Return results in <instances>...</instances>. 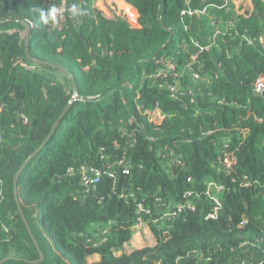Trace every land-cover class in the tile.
I'll list each match as a JSON object with an SVG mask.
<instances>
[{
    "label": "trees",
    "instance_id": "trees-1",
    "mask_svg": "<svg viewBox=\"0 0 264 264\" xmlns=\"http://www.w3.org/2000/svg\"><path fill=\"white\" fill-rule=\"evenodd\" d=\"M124 1L138 26L100 16L93 0H0V259L11 257L2 264L264 258V90H253L264 78V2L236 14L233 0ZM52 6L57 22L39 24ZM18 20L31 24L30 58ZM74 91L16 183L43 253L30 263L38 253L13 176ZM91 169L100 173L85 186ZM209 183L219 189L212 218ZM139 220L152 242L121 250Z\"/></svg>",
    "mask_w": 264,
    "mask_h": 264
},
{
    "label": "rangeland",
    "instance_id": "rangeland-1",
    "mask_svg": "<svg viewBox=\"0 0 264 264\" xmlns=\"http://www.w3.org/2000/svg\"><path fill=\"white\" fill-rule=\"evenodd\" d=\"M122 2H119L118 0H93V6L97 14H99L100 16L106 19L114 20L116 19L117 16H120V17L125 18V20L128 23L134 26H138L137 24L138 15H137L136 9L133 8L131 5H129L128 3H126L125 1H122ZM242 2L243 0H236L235 4H241ZM217 24H220V22H218ZM21 36L22 37L24 36L23 32ZM158 114L160 117V113H157V115ZM147 231L148 230L146 226H143V225H141V227H135V229L132 228L131 239L129 243H127L121 250L128 251L135 246H139L145 243L152 242L153 235L152 233L150 235V233H148Z\"/></svg>",
    "mask_w": 264,
    "mask_h": 264
},
{
    "label": "water",
    "instance_id": "water-1",
    "mask_svg": "<svg viewBox=\"0 0 264 264\" xmlns=\"http://www.w3.org/2000/svg\"><path fill=\"white\" fill-rule=\"evenodd\" d=\"M2 21L0 20V23ZM17 22H19L20 24L23 25L24 27V47H25V54L27 55L28 58H30L29 54H28V51H27V43H28V38H29V28H30V25L25 21V20H18ZM76 97V92L74 91L71 98L69 99V101L67 102V104L65 105V107L62 109L61 113L58 115V117L55 119V121L53 122L52 126H51V129L50 131L48 132L47 136L44 138V140L40 143V145L34 149L24 160L23 162L20 164V166L18 167L17 171L14 173V176H13V181H12V186H13V197H14V200L16 201V204H17V208H18V212L20 214V217L24 223V226L26 228V231L28 233V235L30 236L34 246H35V249L38 253V258L35 259V260H30L28 262L30 263H37L39 261H42L43 259V253L41 251V249L39 248V245L37 243V241L35 240L33 234H32V231L24 217V214L22 212V209L18 203V200H17V188H16V183H17V180L22 172V170L24 169L25 165L27 164V162L29 160H31L42 148L43 146L47 143V141L50 139V137L52 136L56 126L58 125L59 121L62 119V117L64 116V114L67 112L68 108L70 107L72 101H73V98ZM11 257L10 256H5L3 258L0 259V264H2L3 262L9 260ZM192 259L193 257H190L186 264H191L192 263Z\"/></svg>",
    "mask_w": 264,
    "mask_h": 264
},
{
    "label": "built area",
    "instance_id": "built-area-1",
    "mask_svg": "<svg viewBox=\"0 0 264 264\" xmlns=\"http://www.w3.org/2000/svg\"><path fill=\"white\" fill-rule=\"evenodd\" d=\"M126 12V11H125ZM253 90L256 91V92H261L264 90V79L263 78H258L255 80L254 84H253ZM171 91H174V89L172 88ZM90 169V168H88ZM91 171H93L95 177H88V176H84V185H90V184H93L94 182L97 181V176L98 174L100 173L98 170L96 169H91ZM126 169L124 170V173H126ZM219 190L217 188V186L214 184V183H209L208 184V188H207V191L206 193L209 195V198L211 199V201L214 203V207L211 208V210L209 211V213L206 215V218H212V217H215L216 214H217V210L220 208V203H219V199H217V197L215 195H212L211 194V190ZM186 195L189 196L190 193L189 192H186ZM187 207L189 208H193L192 205H187ZM181 205H175V209L171 212H165L162 214V217H171V216H174L176 215V211H180L181 210ZM141 225L143 226H146L144 222H142L141 220H139V222L133 226V229H135V227H141ZM108 229H103L101 231V236L100 238L98 239V241H104L106 239L105 235L107 233ZM240 264H264V260L260 261V262H252V261H245V260H241L240 261Z\"/></svg>",
    "mask_w": 264,
    "mask_h": 264
},
{
    "label": "clouds",
    "instance_id": "clouds-1",
    "mask_svg": "<svg viewBox=\"0 0 264 264\" xmlns=\"http://www.w3.org/2000/svg\"><path fill=\"white\" fill-rule=\"evenodd\" d=\"M71 11H72V14L74 16H79V15L83 14L82 10L79 9L77 7V5H75V4H73L71 6ZM38 12H39V19H38L39 24L48 25L50 22H52V23L57 22L58 11H57V8L55 6H52L48 10L39 9ZM29 25H31V24H29ZM21 65L25 68L30 67L24 63H21ZM76 97H77V95H76ZM76 97H75V99H76Z\"/></svg>",
    "mask_w": 264,
    "mask_h": 264
},
{
    "label": "crops",
    "instance_id": "crops-1",
    "mask_svg": "<svg viewBox=\"0 0 264 264\" xmlns=\"http://www.w3.org/2000/svg\"><path fill=\"white\" fill-rule=\"evenodd\" d=\"M118 1L122 2L124 0H118ZM235 1L236 0H233L231 3H232V10L236 14H244L245 12H247L248 14H251V12L253 10V2H252V0H243V2L241 4H235ZM261 1L264 2V0H261ZM243 3H244V5H243ZM249 42H251V40H249ZM260 78H263V77H260ZM147 232L149 233V231H147ZM149 243H151V242H149ZM139 246H141V245H139ZM135 247H138V246H135ZM241 260L252 261V262H260V261L264 260V258H262V256L256 255V257L253 258L252 260L239 259V261L236 264H240Z\"/></svg>",
    "mask_w": 264,
    "mask_h": 264
}]
</instances>
